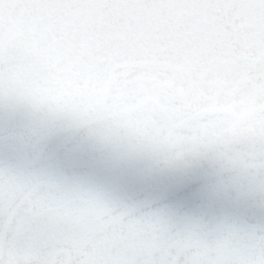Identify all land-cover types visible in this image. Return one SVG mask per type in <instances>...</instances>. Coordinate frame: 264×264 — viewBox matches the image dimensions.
<instances>
[{
  "label": "snow or ice",
  "instance_id": "snow-or-ice-1",
  "mask_svg": "<svg viewBox=\"0 0 264 264\" xmlns=\"http://www.w3.org/2000/svg\"><path fill=\"white\" fill-rule=\"evenodd\" d=\"M0 264H264V0H0Z\"/></svg>",
  "mask_w": 264,
  "mask_h": 264
}]
</instances>
